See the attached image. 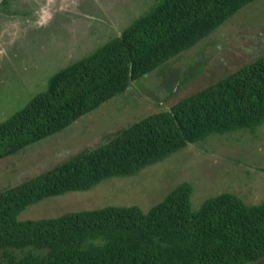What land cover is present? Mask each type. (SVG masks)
Returning <instances> with one entry per match:
<instances>
[{
	"label": "trees",
	"instance_id": "16d2710c",
	"mask_svg": "<svg viewBox=\"0 0 264 264\" xmlns=\"http://www.w3.org/2000/svg\"><path fill=\"white\" fill-rule=\"evenodd\" d=\"M254 1L154 0L118 35L54 71L42 91L0 121V159L66 129ZM187 66L176 86L191 85L199 72L192 62ZM261 124L264 53L168 108L138 117L101 144L1 189L0 264H251L263 259L264 198L246 203L222 191L193 209L188 181L147 210L108 204L18 218L30 204L134 174L212 133L254 132Z\"/></svg>",
	"mask_w": 264,
	"mask_h": 264
},
{
	"label": "rangeland",
	"instance_id": "374dc122",
	"mask_svg": "<svg viewBox=\"0 0 264 264\" xmlns=\"http://www.w3.org/2000/svg\"><path fill=\"white\" fill-rule=\"evenodd\" d=\"M153 1L0 0V121L42 91L54 71L118 35ZM262 53L264 0H255L196 45L132 81L66 129L0 159V190L101 144L138 117L168 108ZM191 62L199 72L190 87L176 86ZM182 181L192 186L193 209L222 191L233 192L246 203L262 200L264 124L254 132L212 133L134 174L108 177L90 189L30 204L18 218L50 217L108 204H136L147 210ZM251 264H264V258Z\"/></svg>",
	"mask_w": 264,
	"mask_h": 264
}]
</instances>
